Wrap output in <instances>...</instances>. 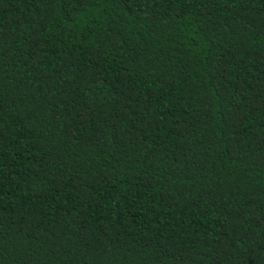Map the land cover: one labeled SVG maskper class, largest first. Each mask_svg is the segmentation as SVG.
<instances>
[{
	"label": "trees",
	"instance_id": "obj_1",
	"mask_svg": "<svg viewBox=\"0 0 264 264\" xmlns=\"http://www.w3.org/2000/svg\"><path fill=\"white\" fill-rule=\"evenodd\" d=\"M0 264H264V0H0Z\"/></svg>",
	"mask_w": 264,
	"mask_h": 264
}]
</instances>
